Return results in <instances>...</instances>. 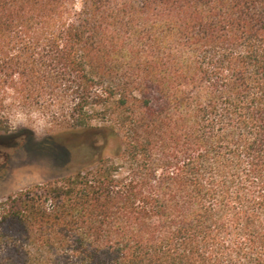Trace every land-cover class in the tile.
<instances>
[{
	"label": "trees",
	"instance_id": "obj_1",
	"mask_svg": "<svg viewBox=\"0 0 264 264\" xmlns=\"http://www.w3.org/2000/svg\"><path fill=\"white\" fill-rule=\"evenodd\" d=\"M16 110L93 154L0 198V264H264V0H0Z\"/></svg>",
	"mask_w": 264,
	"mask_h": 264
},
{
	"label": "rangeland",
	"instance_id": "obj_2",
	"mask_svg": "<svg viewBox=\"0 0 264 264\" xmlns=\"http://www.w3.org/2000/svg\"><path fill=\"white\" fill-rule=\"evenodd\" d=\"M47 120L39 112H13L10 134L0 138V198L73 172L92 156L89 135L58 130ZM117 145L111 137L105 155Z\"/></svg>",
	"mask_w": 264,
	"mask_h": 264
}]
</instances>
